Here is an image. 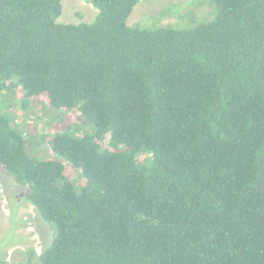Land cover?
<instances>
[{
	"label": "trees",
	"instance_id": "16d2710c",
	"mask_svg": "<svg viewBox=\"0 0 264 264\" xmlns=\"http://www.w3.org/2000/svg\"><path fill=\"white\" fill-rule=\"evenodd\" d=\"M86 1L0 0V93L77 113L47 133L0 104V171L55 231L0 264H264V0L153 26V0Z\"/></svg>",
	"mask_w": 264,
	"mask_h": 264
},
{
	"label": "rangeland",
	"instance_id": "374dc122",
	"mask_svg": "<svg viewBox=\"0 0 264 264\" xmlns=\"http://www.w3.org/2000/svg\"><path fill=\"white\" fill-rule=\"evenodd\" d=\"M214 6L207 0L142 1L130 16V24H176L184 22L187 17L196 16L197 19H212L215 17ZM98 11V8L86 0H62V13L58 20L92 22ZM8 98L9 93H0V104L7 103L6 106H12L18 121L24 120L32 128L40 121V126L46 132L54 128L66 131L77 121V113L56 108L43 98L40 99L42 102H31L27 108L22 107V102L29 99L23 100L20 97L19 101L17 97L7 100ZM29 150L34 154L31 147ZM39 156L49 158L46 154ZM29 191L28 185L19 184L10 174L0 171V257L10 263H25L30 259L31 253L35 255V261L51 244L55 233L51 224L27 199Z\"/></svg>",
	"mask_w": 264,
	"mask_h": 264
}]
</instances>
